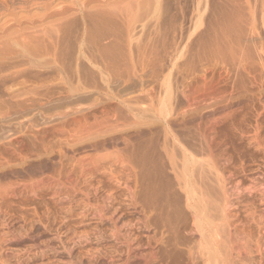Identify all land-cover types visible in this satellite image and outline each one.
<instances>
[{"label":"bare ground","instance_id":"obj_1","mask_svg":"<svg viewBox=\"0 0 264 264\" xmlns=\"http://www.w3.org/2000/svg\"><path fill=\"white\" fill-rule=\"evenodd\" d=\"M158 1L68 0L43 21L60 34L79 15L80 39L93 42L100 73L118 75L132 62V48L100 43L97 30L120 18L128 37L132 15ZM208 95L209 109L190 118L200 153L183 150L176 158L165 143L169 171L146 129L120 134L107 113L75 120L56 142L40 143L42 153L16 141L1 147L0 264H263L264 172L246 168L240 156L243 140L264 152V101L243 127L235 102ZM197 107L196 97L187 101L189 111ZM30 199L38 207L15 215L13 207Z\"/></svg>","mask_w":264,"mask_h":264},{"label":"rangeland","instance_id":"obj_2","mask_svg":"<svg viewBox=\"0 0 264 264\" xmlns=\"http://www.w3.org/2000/svg\"><path fill=\"white\" fill-rule=\"evenodd\" d=\"M35 1L0 0V148L16 141L25 143L32 154L42 153L41 144L56 142L59 130L75 120L91 121L107 113L120 134L146 129L153 155L169 171L165 143L176 158L183 150L200 153L202 140L190 118L209 109L210 92L225 95L224 102L239 104L234 103V109L243 127L261 109L264 0L148 2L130 19L131 39L121 19L115 18L97 30L99 41L129 45L133 64L121 65L118 75L110 76L100 73L102 64L93 42L80 39L79 15L60 34L43 21L45 13L56 8L54 4L68 5V0ZM192 95L198 107L189 111L187 101ZM123 100L131 103V111ZM242 145L240 157L246 168L255 170L259 165L264 172L263 150L245 145L244 140ZM84 152L79 149L77 154ZM37 204L30 199L20 210L16 205L15 215H28Z\"/></svg>","mask_w":264,"mask_h":264}]
</instances>
